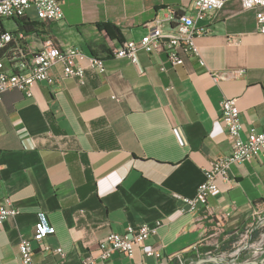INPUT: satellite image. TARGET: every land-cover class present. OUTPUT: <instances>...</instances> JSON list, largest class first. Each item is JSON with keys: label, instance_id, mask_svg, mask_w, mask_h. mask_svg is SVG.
I'll return each mask as SVG.
<instances>
[{"label": "crops", "instance_id": "crops-1", "mask_svg": "<svg viewBox=\"0 0 264 264\" xmlns=\"http://www.w3.org/2000/svg\"><path fill=\"white\" fill-rule=\"evenodd\" d=\"M193 2L62 0V21H40L34 8L27 11L37 31L22 36L26 49L48 40L61 49L79 47L104 59L106 71L85 63L81 84L62 77L57 64L50 71L54 81L38 82L32 95L2 94L0 204L9 198L20 212L0 226V264H19L23 237L37 264H80L98 256L99 242L112 231L158 221L143 247L132 256L114 252L106 264H196L190 254L198 247L256 229L264 213V152L233 164L208 208L182 212L181 206L196 194L205 170L231 150L224 98L238 99L244 132L264 130L261 8L230 0L217 14L197 16L196 25L207 29L197 38L204 65L186 56L172 66L165 53L144 51L137 64L118 58L109 50L120 40L97 25L112 23L123 40L138 38L170 7L194 15ZM0 28L16 34L19 27L5 18ZM215 73L222 77L214 79Z\"/></svg>", "mask_w": 264, "mask_h": 264}, {"label": "built area", "instance_id": "built-area-1", "mask_svg": "<svg viewBox=\"0 0 264 264\" xmlns=\"http://www.w3.org/2000/svg\"><path fill=\"white\" fill-rule=\"evenodd\" d=\"M230 0H194V15L181 12L170 7L164 18L149 22L143 27V34L138 38L121 40L113 49V55L127 58L137 64L141 51L149 54L165 53L172 66H181L186 56L201 58L197 38L207 34V29L196 25V17L207 13L217 14ZM244 9L260 7L257 15L259 29L264 31V0H240ZM34 8L40 21H62L64 11L62 0H0V20L27 16V11ZM100 72L106 71L104 59L87 55L79 47L61 49L52 40L46 41L39 49L30 51L22 43V35L4 31L0 28V101L2 94L10 89H19L32 95L33 87L40 81H54L51 68L59 64L62 77H75L81 84L86 82V65ZM162 69H165L164 67ZM214 79L221 78L219 73ZM222 120L231 141L229 154L218 157L205 170V179L199 184L193 197L182 198L181 211H196L208 208L209 197L218 191V179H227L231 166L238 162L251 159L264 152V130L254 126L244 132L241 111L236 97L224 98L221 102ZM20 210L13 206L10 199L0 204V226L10 217L19 214ZM256 228L261 227L263 218L259 217ZM161 222L155 226L148 223L130 224L124 231H112L107 238L98 244V256L87 255L80 264H106L114 252L132 256L135 250L143 247L144 241L156 232ZM256 223V222H255ZM254 226H249L241 234L252 236ZM50 250V247H46ZM19 264H37L34 260V249L30 240L23 237L19 242ZM62 257V247L56 249ZM148 255H159L153 249H146ZM207 252L201 258H211ZM200 258V259H201ZM199 260V259H198ZM197 260V261H198ZM196 261V262H197ZM185 264V263H181Z\"/></svg>", "mask_w": 264, "mask_h": 264}, {"label": "trees", "instance_id": "trees-1", "mask_svg": "<svg viewBox=\"0 0 264 264\" xmlns=\"http://www.w3.org/2000/svg\"><path fill=\"white\" fill-rule=\"evenodd\" d=\"M18 25V31L15 32L16 34H20L23 37L29 33L36 32V25L33 22H30L26 16H20L18 18H14ZM98 27L109 37L116 38L118 40H123L122 33L119 26H116L112 23H98ZM112 53L111 50H109ZM245 231V228H241L238 231L231 234L228 239H223L221 237L219 239V244L217 246H205V247H198L197 252L191 253L190 255L193 256L196 260L200 259L201 256H204L207 252L213 254L216 252H231L235 246V242L241 238V234ZM262 233V229L260 227L256 228L252 232L251 240H256L260 237Z\"/></svg>", "mask_w": 264, "mask_h": 264}, {"label": "rangeland", "instance_id": "rangeland-1", "mask_svg": "<svg viewBox=\"0 0 264 264\" xmlns=\"http://www.w3.org/2000/svg\"><path fill=\"white\" fill-rule=\"evenodd\" d=\"M260 217L263 218L260 227L262 233L258 239L251 240L250 234L243 235L231 252L218 253L216 250L213 256L218 259L204 264H264V213ZM214 242H217V238L214 239Z\"/></svg>", "mask_w": 264, "mask_h": 264}, {"label": "water", "instance_id": "water-1", "mask_svg": "<svg viewBox=\"0 0 264 264\" xmlns=\"http://www.w3.org/2000/svg\"><path fill=\"white\" fill-rule=\"evenodd\" d=\"M218 259V257H216V256H213V257H211V258H201V259H199L197 262H196V264H204V263H207V262H210V261H215V260H217ZM248 264V263H247Z\"/></svg>", "mask_w": 264, "mask_h": 264}]
</instances>
